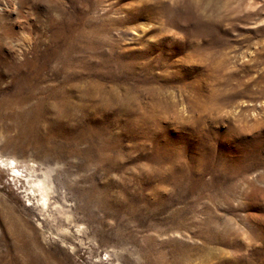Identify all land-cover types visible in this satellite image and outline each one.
I'll return each mask as SVG.
<instances>
[{
  "label": "rangeland",
  "instance_id": "1",
  "mask_svg": "<svg viewBox=\"0 0 264 264\" xmlns=\"http://www.w3.org/2000/svg\"><path fill=\"white\" fill-rule=\"evenodd\" d=\"M0 264H264V0H0Z\"/></svg>",
  "mask_w": 264,
  "mask_h": 264
},
{
  "label": "bare ground",
  "instance_id": "2",
  "mask_svg": "<svg viewBox=\"0 0 264 264\" xmlns=\"http://www.w3.org/2000/svg\"><path fill=\"white\" fill-rule=\"evenodd\" d=\"M216 6V5H215Z\"/></svg>",
  "mask_w": 264,
  "mask_h": 264
}]
</instances>
